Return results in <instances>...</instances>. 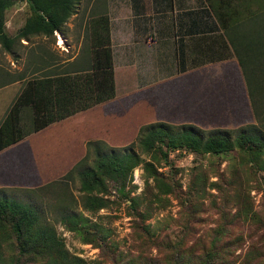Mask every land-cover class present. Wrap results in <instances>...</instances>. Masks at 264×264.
<instances>
[{
    "label": "rangeland",
    "instance_id": "rangeland-1",
    "mask_svg": "<svg viewBox=\"0 0 264 264\" xmlns=\"http://www.w3.org/2000/svg\"><path fill=\"white\" fill-rule=\"evenodd\" d=\"M222 1L232 8L238 4L241 18L246 19L252 12L260 11L261 15L247 22L242 31L249 30L251 35L256 31L264 34V0ZM129 2L76 0L61 30H55L51 35L33 34L16 38L11 51L0 44V83L4 82L0 85V121L26 78L37 76L42 71L56 70L53 66L45 68L48 62H58L56 67L60 71L67 67L65 63L71 61L77 62L79 67V60L91 55L89 48L93 40L86 30L92 17L98 19L102 16L111 21L109 47L114 82L113 97L62 122L61 141L57 138V131L53 134L45 132L47 136L40 139L41 145L36 148L39 151L54 153L62 147L63 155L59 160L40 164L24 151L27 145L24 141L1 151L0 160L3 157L9 159V166L0 169V194L41 207L46 219L55 226L59 245L84 257L88 264H103L115 249L155 255L157 248L154 243L160 246L173 243L183 235L188 223L195 227L197 233L211 235L224 212L232 218L229 230L244 236L231 256L237 264L261 233L258 217L264 220V168L238 148L197 152L182 146L169 149L164 159L157 151L144 150L139 139L140 132L146 130L142 127L156 121L196 125L203 129L204 135L210 128L240 127L261 132L264 137V95L257 96L259 115L256 117L244 78L254 83L255 76H258L264 84V42L254 46L253 51L259 53L249 61L241 55L237 57V49L234 51L221 26H218L219 31L208 34V38L216 37L219 43L217 47L213 43L208 46L212 51L200 50L194 38L180 31L182 37L178 34L180 38H176V29L170 28L162 43L152 36L143 35V39L156 50H141L145 59L141 57L135 61L127 58L125 51H132L130 42L135 29L129 22L133 15ZM190 4L196 5L193 0ZM223 8L226 6L222 11ZM29 14L28 2L15 0L5 10L6 33L14 36ZM159 23L154 20L156 31ZM224 39L228 44L223 42ZM180 40H184L181 46ZM214 57L227 59L192 67ZM95 69L88 72L99 74ZM20 73L25 78H18ZM78 73L79 78L85 74L84 71ZM184 73L187 76H183ZM187 77L196 79L201 99L190 98L196 93L187 92V83L182 81H187ZM33 116L30 107L21 108L19 123L23 130L32 125ZM70 131L74 135L66 143ZM94 140L103 141V152L134 150L140 161L123 184L106 179L104 206L93 207L88 202V207L84 204L87 201L81 186L80 170L96 162L93 147L88 144ZM53 157L44 156L47 160ZM262 159L264 163V142ZM148 161L159 172L161 183H171L173 191L164 193L158 190L149 174L152 168L146 166ZM132 197L135 200L130 204ZM234 212L237 214L233 216ZM79 218L87 226L96 222L104 227L109 246L101 250L93 242L85 241L83 234L76 229H70L68 222ZM144 233L155 242H150Z\"/></svg>",
    "mask_w": 264,
    "mask_h": 264
},
{
    "label": "trees",
    "instance_id": "trees-1",
    "mask_svg": "<svg viewBox=\"0 0 264 264\" xmlns=\"http://www.w3.org/2000/svg\"><path fill=\"white\" fill-rule=\"evenodd\" d=\"M26 1L30 14L16 34L10 36L5 31V10L15 0H0V44L8 51L13 49L16 38L29 37L33 34L51 35L55 30H61L76 3V0ZM219 6L221 9H217V6L211 7L215 9L217 23L225 36L227 35L228 42L233 45L234 51L237 49L239 53L237 57L241 55L251 61L250 58L256 56L258 52L253 51V48L264 42V34L256 31L251 35L252 32L242 31V28L247 22L261 15V12H252L245 19L240 17L242 15L238 11L240 10L238 4L232 8L221 0ZM224 6L226 8L222 11ZM106 20L107 18L100 16L98 19L92 17L88 22L86 32H89V38L93 40L89 48L91 55L79 60V67L77 62L75 64L71 61L65 63L67 67L58 71L59 68L56 66L59 63L50 61L45 68L53 66L55 71L54 69L42 71L37 76L25 79L22 89L0 121V148L54 120L113 97L112 55ZM227 40L224 39L223 42L228 44ZM242 60L238 59L239 63H242ZM93 69L100 73L88 72ZM81 71L85 74L79 78L78 72ZM18 78H25V75L20 73ZM244 78L254 114L258 117V97L264 95V84L258 76H255L254 83H251V79L245 76ZM23 106L30 107L34 114L28 130H23L19 123V114ZM144 127L146 130L140 132L139 145L152 153L157 151L156 153L164 159L167 158L169 149L182 146L197 152H219L238 148L264 168L262 159L264 137L261 132L243 130L240 127H216L210 128L207 135H204L203 129L196 125H175L163 121L148 123L142 129ZM88 142L96 154V162L93 166L80 170L81 186L87 201L84 204L89 207L88 202H91L93 207L104 206L106 179L123 184L127 176L131 177L132 170L140 159L134 150L103 152L101 150L103 141ZM146 166L152 168L149 174L160 192L173 191L171 183L167 181L161 183V176L152 162L148 161ZM134 200L132 197L130 204H133ZM190 216L194 219L193 213ZM231 220L232 218L223 212L211 235L197 233L195 227L188 223L178 240L161 246L154 243L150 235L144 233L157 248L155 255L145 252L133 254L130 251L115 249L103 260V264H235L231 256L235 248L243 242L244 236L242 233L234 234L229 230ZM258 220L261 222L259 227L261 233L257 241L249 245L237 264H264V220L260 217ZM68 224L70 229H76L83 234L85 241L93 242L101 250L109 246L107 232L99 223L94 222L87 226L86 222L79 218L73 222L69 221ZM0 264H88V262L84 257L59 245L55 226L46 219L41 207L0 194Z\"/></svg>",
    "mask_w": 264,
    "mask_h": 264
},
{
    "label": "crops",
    "instance_id": "crops-1",
    "mask_svg": "<svg viewBox=\"0 0 264 264\" xmlns=\"http://www.w3.org/2000/svg\"><path fill=\"white\" fill-rule=\"evenodd\" d=\"M129 1H130L129 5L131 8V12H133V15L130 16L129 22L132 27L134 26L135 29L133 30L134 38L130 42L131 44H133V47L131 48L132 51L125 50L127 52L126 54L127 58L134 59L135 61H137V59L141 57H144L145 59V55L141 52V50L142 51L144 50L146 52H149V51L154 52L156 50V47L155 46L153 47L151 44H148L146 40L143 39V35H148V37L152 36L155 41L158 40L159 42L162 43L168 37V32L170 28L176 29L175 30V33L177 35V36L175 35L176 38L179 37L180 32L185 33L186 35H190V37L195 39V45L197 44L200 50L202 48L203 51H212L211 49H208V46L210 44L213 43L214 46L216 47L219 45V43L217 44L215 40L216 37L208 38V34H212L216 31H219L217 29H219L218 26L220 25L217 23L216 12H215V9H213L211 6H215V8L217 6L218 7L217 9L219 8L221 9V7L219 6V4L221 3V0H197V1L193 0L195 1L196 5L190 4L192 0H129ZM155 19H157L158 22H161L159 23L157 31L155 30V27L153 25ZM108 25H109V33H110L111 32V27H110L111 21L110 20L108 22ZM137 37H140V39H138ZM180 37H182V35H180ZM196 39H199V40H197L196 42ZM142 41L144 43H141ZM183 42L184 40H180L179 46L183 45L182 44ZM144 45L145 47H143ZM138 48L140 50H138ZM224 59L226 60L227 58L214 57L210 61L207 60L203 63H199L192 67L196 68L207 62L222 61ZM185 70L186 68L184 69V72L187 71ZM185 75L187 76V73H184L183 76ZM186 79L187 81L186 80H182V81L183 83L185 82L187 83L186 84L187 92L196 93L195 96L193 97L190 96V98H196L198 100L201 99L200 94H199L200 89L198 90L197 86L195 85L196 79L194 77H192L193 80L191 79V77H187ZM186 85H183V87H185ZM107 100L108 99L100 101L93 105L101 104L103 102H106ZM93 105L87 108L81 109V110H77L70 115H67L61 119L54 120L39 129L33 130L25 134L22 138L0 148V152L3 150H6L7 148L21 141H24L25 143H27L24 151L26 153L28 152L31 155V157L34 156V158H36L35 160L40 161V164L41 163L46 164L48 161L51 162V161L59 160V157L63 155L62 147L60 148V150L55 151L54 153H50V151H39L36 148L38 145H41L40 139L45 138L47 136L45 132H48L49 134L50 133L53 134V132L55 131H57L58 133L57 138H60L59 132L62 127V122L67 121L69 117L71 118V116H74L80 111H84L92 107ZM68 127H71V125L69 124ZM73 135H74L73 132L70 131L67 137L66 143L69 142L70 140L69 138H72ZM59 141H61V138L59 139ZM50 155L55 156V157L49 160L44 158V156L47 157ZM8 161L9 159L3 157L0 160V169L1 167L3 168V166L4 168L8 167L9 166V165L7 166ZM43 167L44 166H41V168Z\"/></svg>",
    "mask_w": 264,
    "mask_h": 264
}]
</instances>
